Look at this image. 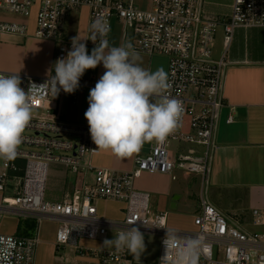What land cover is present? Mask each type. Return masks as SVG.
Returning a JSON list of instances; mask_svg holds the SVG:
<instances>
[{
    "label": "built area",
    "instance_id": "built-area-1",
    "mask_svg": "<svg viewBox=\"0 0 264 264\" xmlns=\"http://www.w3.org/2000/svg\"><path fill=\"white\" fill-rule=\"evenodd\" d=\"M36 5L35 36L51 39L57 45L54 64L58 58L66 57L72 47V41H66L62 35V22L81 6L90 8V27L98 18L106 22L107 42L114 21H119L125 35H133L135 52L167 56L171 87L165 90V95L182 102L183 114L177 129L163 142L151 141L148 153L134 157L131 171L95 167L88 158L100 151L91 139L88 123L78 125L60 118L64 91L61 89L55 96L52 90L54 70L47 76L0 70L3 75L18 74L21 87L25 91L30 88L33 110L42 111L40 115L32 114L20 144L41 150L18 147L14 159H0V264H35L39 241L38 236L2 232L5 213L36 214L58 220L57 244L75 245L81 250L80 239L105 240L110 228L117 231L135 226L142 233L160 236L158 258L151 263L160 264L165 254L163 240L169 229L168 213H152L149 193L138 190L135 180L143 172H161L177 180V170L199 176V211L194 216L197 229L169 230L183 238H201L198 264H264V232L249 233L236 225L208 196L221 110L226 105L224 80L228 63L225 53L218 59L214 57L216 32L223 28L227 49L237 28H264V0H233L227 17L211 14L206 0H152L150 9L140 8L133 0H0L1 13L19 18L0 19V37L7 33L26 35L28 19ZM92 37L91 29V38L84 42L87 49L100 43L99 36L95 41ZM85 86L92 89L95 84L86 82L82 76L79 88L72 93L74 102ZM56 98L57 106L51 111L47 103ZM232 121L231 115L228 122ZM57 150L67 153L58 154ZM52 162L63 163L75 173L92 170L95 182L76 190L72 198L48 202L45 190ZM99 198L124 202V218L110 223L101 219L94 203ZM252 217L255 225L264 226V210L253 209ZM133 221L135 224L130 225ZM92 251L99 252L103 264H134L126 250Z\"/></svg>",
    "mask_w": 264,
    "mask_h": 264
},
{
    "label": "crops",
    "instance_id": "crops-1",
    "mask_svg": "<svg viewBox=\"0 0 264 264\" xmlns=\"http://www.w3.org/2000/svg\"><path fill=\"white\" fill-rule=\"evenodd\" d=\"M133 1L143 9L152 7V0H147V7H143L144 0ZM216 2V5H209L207 2V10L213 15L227 17L230 14L233 0H216ZM149 3L150 8H148ZM37 9V5L33 6L26 35L7 33L0 37V70L36 76H47L51 73L58 48L53 40L35 36ZM0 19L19 18L1 13ZM61 29L64 39L68 42L77 35L80 40H84L83 42L88 41L91 38L90 8L81 6L73 10L64 18ZM108 43L109 46L130 43L133 47L134 37L132 34L126 36L122 23L114 21ZM94 47L95 45L88 47L89 54ZM136 53L139 54L140 60L137 62L141 67L151 71L162 67L168 74V58L162 63H157L154 61V55ZM224 53L228 63L224 80L226 105L221 110L219 121L217 147L212 162V181L210 177L212 193L209 199L232 222L234 217L239 216L238 220L242 221V224L246 223V214V218L250 217V222L253 223V209L264 210V28H237L227 49L223 39V49L218 55L214 54L215 59ZM104 72L105 69L100 64L95 69L86 70L83 78L86 82L96 84ZM89 90V86L83 87L78 94L77 102L73 101L72 94L64 92L60 115L63 121L78 125L88 123L84 113L89 107ZM57 103L58 98L51 100L47 106L52 111ZM69 110L71 113L68 112ZM231 115L233 121L229 123L228 118ZM145 149L143 147L138 154L147 153ZM136 155L129 158H117L111 152L100 151L89 157L88 162L95 167L127 172L134 168ZM94 182L95 172L92 170L85 169L75 173L63 163L52 162L49 168L45 200L60 202L66 198H72L76 190L92 185ZM135 187L149 193L153 198V206L150 208L152 213L168 211L160 208L162 202L168 209L183 208L193 218L199 211V186L197 193L192 197L185 189L186 186L174 182L168 174L143 172L136 178ZM229 189L241 192L247 202L252 204L253 209L250 214L247 213L248 211H243L241 205L236 204L238 209L235 207L232 209L224 204L221 198ZM175 196H179L177 200H174ZM232 199L234 200V197ZM235 200L240 201L242 197H237V199L235 197ZM94 203L97 206L98 216L109 223L120 221L125 216L126 204L124 202L99 198ZM167 213L169 216V212ZM17 217L15 229L7 234L38 236L37 247L40 246L43 250L50 252L52 260H58L59 256L56 251L60 247L57 244L60 222L36 214ZM244 226L242 228L246 229ZM114 233L115 230L110 228L108 236L113 238ZM84 243L85 247L90 250L106 249L102 247L104 240L86 239ZM114 248L111 247L109 250ZM46 256L49 257L48 254ZM129 256L134 264H144L140 261L141 257L144 258L143 254L140 260L134 259L130 253Z\"/></svg>",
    "mask_w": 264,
    "mask_h": 264
},
{
    "label": "clouds",
    "instance_id": "clouds-1",
    "mask_svg": "<svg viewBox=\"0 0 264 264\" xmlns=\"http://www.w3.org/2000/svg\"><path fill=\"white\" fill-rule=\"evenodd\" d=\"M92 40L100 43L88 53L84 40L72 39L71 50L54 64L52 90L57 96L62 89L72 94L88 69L102 64L105 72L90 89L88 109L84 113L97 150L111 152L117 158L138 154L146 143L163 142L180 124L183 104L165 95L171 87L167 72L161 67L145 69L132 45L109 46L104 37L109 28L103 18L92 25ZM30 88L21 87L18 74H0V159L12 160L17 155L22 136L32 119ZM135 221L130 225H134ZM165 254L160 264H198L202 251L199 237L183 238L167 229L163 240ZM103 245L128 251L140 260L145 251V238L139 228L123 227Z\"/></svg>",
    "mask_w": 264,
    "mask_h": 264
},
{
    "label": "rangeland",
    "instance_id": "rangeland-1",
    "mask_svg": "<svg viewBox=\"0 0 264 264\" xmlns=\"http://www.w3.org/2000/svg\"><path fill=\"white\" fill-rule=\"evenodd\" d=\"M209 5H216L217 2L216 0H209L207 1ZM151 3V2H150ZM148 4V8L151 7V4ZM147 0H144L143 2V7H147ZM1 14V12H0ZM29 24H30V18ZM224 31L222 27H219L216 32V39H215V44H214V54L218 55V53L221 52V49H223V39H224ZM154 61L157 63H162L165 61L168 57L161 54V53H154ZM165 56V57H164ZM219 57V56H217ZM69 113L70 110L68 111ZM42 113L41 110H33L32 114L35 115H40ZM188 126L185 124L184 129H187ZM27 133H30V131H26ZM20 148H23L24 150L28 151H40L41 148L36 147V146H31V145H20ZM58 154H65L67 152L57 150L56 151ZM214 175V172H213ZM177 180L176 183H181L183 186H186V190L190 193L192 197H194L195 193H197V189L199 186V176L197 174H185L181 170H177ZM212 176V168H211V175ZM212 181V177H211ZM48 182V180H47ZM214 191V190H213ZM216 192V191H214ZM212 193V188H211V182L209 185V190L208 194L210 197V194ZM7 195H11V192H7ZM225 195L222 196V200L224 204L232 209L234 207L236 209L237 205H241V209L243 211H248L247 213L250 214L251 210L253 209V206L251 203H248L247 200L244 198L242 193H238L237 191L233 189H229L224 193ZM217 195V193L215 194ZM234 197V200L232 199ZM235 197L237 199L242 197V200L238 201L235 200ZM1 200V198H0ZM149 206H153V198L150 197L149 199ZM237 204V205H236ZM161 209H167L169 212L168 216V228L169 229H174V230H184V231H190V230H195L197 229V226L194 225V218L183 208L180 209H168L167 206H164V202H162ZM152 210V209H151ZM165 212V211H164ZM239 217V216H238ZM238 217L233 218V222L238 225L243 227L247 223L251 221L250 217L246 218L245 214V219L246 223L242 224L243 222L238 220ZM17 215L12 214V213H5L3 214V226L1 228V231L4 233H11L17 224ZM242 220V218H240ZM249 233H263L264 232V226L260 225H255L254 223H249L248 225L244 226ZM145 238V251L142 253L144 258L141 257L142 263L144 264H150L152 262H155L158 258L159 255V248H160V236L154 235V234H143ZM108 239H112V237L108 236ZM85 240L86 239H80L79 240V246L82 247V250L76 247L75 245H66V246H60L59 249L56 251L57 255L59 256L58 260H52V255L50 252H47V250H43L42 247H37L38 250V258H37V253H36V259H37V264H103L102 263V258L99 252L97 251H92L89 250L88 248L85 247ZM102 247L109 249L111 248L110 246H105L102 245ZM46 254L49 255V257L46 256ZM132 261V260H131ZM133 263V262H132ZM36 264V261H35Z\"/></svg>",
    "mask_w": 264,
    "mask_h": 264
},
{
    "label": "water",
    "instance_id": "water-1",
    "mask_svg": "<svg viewBox=\"0 0 264 264\" xmlns=\"http://www.w3.org/2000/svg\"><path fill=\"white\" fill-rule=\"evenodd\" d=\"M144 147L146 148L144 151L148 153L149 150H150V142H149V143H146V144L144 145ZM178 197H179V196H175V197H174V200H177Z\"/></svg>",
    "mask_w": 264,
    "mask_h": 264
}]
</instances>
